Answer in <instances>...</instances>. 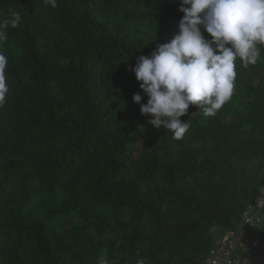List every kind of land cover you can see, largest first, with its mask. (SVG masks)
<instances>
[{"label": "trees", "instance_id": "trees-1", "mask_svg": "<svg viewBox=\"0 0 264 264\" xmlns=\"http://www.w3.org/2000/svg\"><path fill=\"white\" fill-rule=\"evenodd\" d=\"M57 4L0 0V21L21 15L0 48V264H202L264 187V59L175 140L130 68L178 31L179 0Z\"/></svg>", "mask_w": 264, "mask_h": 264}, {"label": "clouds", "instance_id": "clouds-1", "mask_svg": "<svg viewBox=\"0 0 264 264\" xmlns=\"http://www.w3.org/2000/svg\"><path fill=\"white\" fill-rule=\"evenodd\" d=\"M55 9L57 0H43ZM178 31L166 43L157 44L147 56L136 58L130 70L147 96H132L140 113L149 117L156 130L167 129L175 140H182L190 128V106L206 117H214L234 92L237 61L247 69L264 59V0H179ZM21 15L12 11L0 21V48L7 40V29L16 28ZM203 29V32H202ZM207 33L210 39H206ZM8 57L0 50V109L10 88L6 70ZM195 114V113H193ZM192 114V115H193ZM95 264H111L106 254ZM135 264H148L137 256Z\"/></svg>", "mask_w": 264, "mask_h": 264}, {"label": "built area", "instance_id": "built-area-1", "mask_svg": "<svg viewBox=\"0 0 264 264\" xmlns=\"http://www.w3.org/2000/svg\"><path fill=\"white\" fill-rule=\"evenodd\" d=\"M202 264H264V187L247 204L239 222L215 241Z\"/></svg>", "mask_w": 264, "mask_h": 264}, {"label": "rangeland", "instance_id": "rangeland-1", "mask_svg": "<svg viewBox=\"0 0 264 264\" xmlns=\"http://www.w3.org/2000/svg\"><path fill=\"white\" fill-rule=\"evenodd\" d=\"M221 237H222V234H221V235H219V234H218V232H217V234L215 235V239H216V241H217V240H220V239H221Z\"/></svg>", "mask_w": 264, "mask_h": 264}]
</instances>
